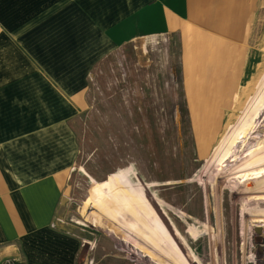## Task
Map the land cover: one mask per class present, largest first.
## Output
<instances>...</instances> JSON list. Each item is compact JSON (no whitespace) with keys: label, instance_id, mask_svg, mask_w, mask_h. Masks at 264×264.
<instances>
[{"label":"rangeland","instance_id":"374dc122","mask_svg":"<svg viewBox=\"0 0 264 264\" xmlns=\"http://www.w3.org/2000/svg\"><path fill=\"white\" fill-rule=\"evenodd\" d=\"M186 46L137 38L93 67L53 219L80 240L77 264H264V59L206 146Z\"/></svg>","mask_w":264,"mask_h":264},{"label":"crops","instance_id":"0c3cea01","mask_svg":"<svg viewBox=\"0 0 264 264\" xmlns=\"http://www.w3.org/2000/svg\"><path fill=\"white\" fill-rule=\"evenodd\" d=\"M166 35L187 45V114L211 140L260 74L264 0H0V264H77L80 240L53 223L70 123L100 59Z\"/></svg>","mask_w":264,"mask_h":264},{"label":"bare ground","instance_id":"6f19581e","mask_svg":"<svg viewBox=\"0 0 264 264\" xmlns=\"http://www.w3.org/2000/svg\"><path fill=\"white\" fill-rule=\"evenodd\" d=\"M260 159V158H259ZM261 160H262V158H261ZM255 162V161H254ZM262 162V161H261ZM248 165V164H247ZM253 168V167H252ZM74 221V220H73ZM256 222H261L262 221V219L261 218H258V219H256L255 220ZM76 222V221H75Z\"/></svg>","mask_w":264,"mask_h":264},{"label":"water","instance_id":"95a60500","mask_svg":"<svg viewBox=\"0 0 264 264\" xmlns=\"http://www.w3.org/2000/svg\"><path fill=\"white\" fill-rule=\"evenodd\" d=\"M256 231H258V229H256Z\"/></svg>","mask_w":264,"mask_h":264}]
</instances>
